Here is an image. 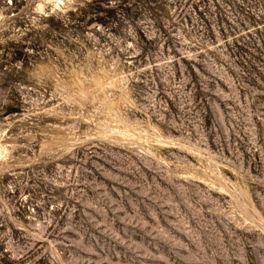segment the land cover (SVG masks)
Wrapping results in <instances>:
<instances>
[{
	"label": "rangeland",
	"instance_id": "obj_1",
	"mask_svg": "<svg viewBox=\"0 0 264 264\" xmlns=\"http://www.w3.org/2000/svg\"><path fill=\"white\" fill-rule=\"evenodd\" d=\"M0 264H264V0H0Z\"/></svg>",
	"mask_w": 264,
	"mask_h": 264
}]
</instances>
